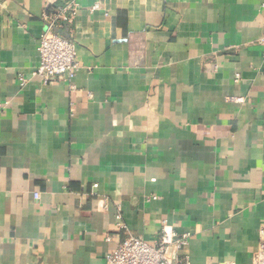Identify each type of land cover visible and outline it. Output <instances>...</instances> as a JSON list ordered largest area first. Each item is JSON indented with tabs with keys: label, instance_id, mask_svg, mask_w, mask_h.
<instances>
[{
	"label": "crops",
	"instance_id": "1",
	"mask_svg": "<svg viewBox=\"0 0 264 264\" xmlns=\"http://www.w3.org/2000/svg\"><path fill=\"white\" fill-rule=\"evenodd\" d=\"M61 1L0 0V264H105L120 223L154 243L163 221L189 264H250L264 0H77L57 29L77 45L75 90L32 75Z\"/></svg>",
	"mask_w": 264,
	"mask_h": 264
},
{
	"label": "built area",
	"instance_id": "2",
	"mask_svg": "<svg viewBox=\"0 0 264 264\" xmlns=\"http://www.w3.org/2000/svg\"><path fill=\"white\" fill-rule=\"evenodd\" d=\"M79 8L77 0H63L62 5L43 15L45 31L37 44L40 63L32 71V75L40 77L45 84L66 81L70 83L72 90L76 89L74 79L81 67L77 45L71 37L61 34L57 29L64 24L72 23ZM97 8L99 3H96L92 10ZM260 42L264 44V35ZM19 80L21 85H24L28 77L21 74ZM244 100L243 97L237 98L241 103ZM39 196V193L35 194L36 198ZM119 226L124 229L126 235L112 251L107 253L105 264H189L188 258L180 255L188 243V235H178L166 221H163L159 237L154 243L147 242L140 235L132 234L122 223ZM112 240L113 235H106V241ZM171 246L173 251H169ZM250 264H264V225L259 229V243Z\"/></svg>",
	"mask_w": 264,
	"mask_h": 264
},
{
	"label": "water",
	"instance_id": "3",
	"mask_svg": "<svg viewBox=\"0 0 264 264\" xmlns=\"http://www.w3.org/2000/svg\"><path fill=\"white\" fill-rule=\"evenodd\" d=\"M58 32H60L61 34L69 37V34L68 33H65L63 30H58Z\"/></svg>",
	"mask_w": 264,
	"mask_h": 264
},
{
	"label": "trees",
	"instance_id": "4",
	"mask_svg": "<svg viewBox=\"0 0 264 264\" xmlns=\"http://www.w3.org/2000/svg\"><path fill=\"white\" fill-rule=\"evenodd\" d=\"M62 4H63V1H61V2L59 3V5H62ZM59 5H58V6H59Z\"/></svg>",
	"mask_w": 264,
	"mask_h": 264
}]
</instances>
